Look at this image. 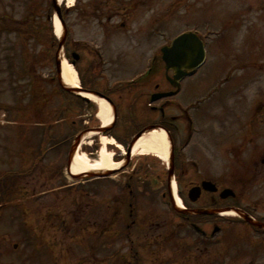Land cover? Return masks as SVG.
Instances as JSON below:
<instances>
[{
    "label": "rangeland",
    "instance_id": "rangeland-1",
    "mask_svg": "<svg viewBox=\"0 0 264 264\" xmlns=\"http://www.w3.org/2000/svg\"><path fill=\"white\" fill-rule=\"evenodd\" d=\"M61 9L66 35L60 56L77 52L80 79L105 92H136L128 82L150 67L156 74L145 78L152 82H143L145 91H153L155 82L166 86L162 48L184 32H198L207 59L182 81L180 100L185 107L203 101L201 109L209 111L194 125L203 141L216 133L228 143L214 176L225 166L231 180L241 133L264 145V0H75ZM57 17L54 0H0V264H264V231L237 222L207 245L178 227L182 218L167 203L150 208L149 196L146 209L153 210L141 224L154 213L163 226L156 237L142 228L124 232L123 226L116 236L105 232L121 215L111 179L67 172L78 116L103 123L96 103L69 97L58 83ZM222 117L225 124L217 120ZM97 137L85 138L79 150L92 160L102 148L104 137ZM247 144L248 150L254 145ZM31 167L26 176L6 181ZM252 199L264 202V185Z\"/></svg>",
    "mask_w": 264,
    "mask_h": 264
},
{
    "label": "flooded vegetation",
    "instance_id": "flooded-vegetation-1",
    "mask_svg": "<svg viewBox=\"0 0 264 264\" xmlns=\"http://www.w3.org/2000/svg\"><path fill=\"white\" fill-rule=\"evenodd\" d=\"M168 75L173 76V72L166 74V77L164 76L166 86L161 84L162 82H158L155 84L154 90L148 93L142 91L143 84L137 86L141 90L140 97L143 96L148 101H151L152 96L167 95L154 104H150V102L143 104L138 100H129L122 92L107 91L104 94L117 109L116 122L104 134L115 138L117 141L118 144L111 145L110 149L114 153V161L123 163L120 168L113 169L108 175L105 172L94 173L96 176L93 177V180L111 179L109 182L110 189L114 191V207H116V211L121 212V215L117 212L119 219L111 220L110 228L105 232L116 236L123 226L124 232L131 233L135 229L142 228L146 234L150 233L156 237L163 226H159L154 213L151 214V221L141 224L142 218L153 210L146 209L145 199L147 196L152 201L150 208L154 205L157 206L158 203H167L170 210H174L177 216L182 218L178 227L189 228L201 236L207 245L220 234L224 235L226 229L234 223L239 222L246 225L247 230L254 227L253 224L243 218L233 220L222 217L218 211L235 208L243 215L264 224V214L260 213L264 206L259 208L258 205V203L264 205V202L258 200L255 205L252 199L253 190H258L264 185V145L259 143L255 145L254 142L248 141H254L259 137L253 135L251 139H245L241 133V138L240 136L237 137L240 150L235 152V166H232L234 173L231 180L229 181L225 175L223 170L225 166L221 167V172H217L215 177L212 169L218 168L219 165H214V163L224 156L227 158L228 143H226L225 137L222 138L220 134L216 133L209 134L207 140H202L200 137L202 134L195 132L197 129L194 125L198 119L201 121L206 115L208 117L209 111L206 108L201 109L199 105V103L202 104L201 101L192 106H183V102L180 100L181 88L172 87L167 80ZM85 87V89L100 91L99 88ZM211 111L213 110L211 109ZM85 116L87 115H79L80 120L74 122L73 125L77 126L79 135L92 129L102 128L99 123L92 125L90 121L83 120ZM214 119L216 118L214 117ZM217 120L226 123L225 117ZM243 126L239 125V128L241 129ZM132 127H136V129ZM152 127H163L169 132L173 149L171 162H160L158 156L154 154L151 155L152 157L141 155L135 159L132 144L134 138L138 133ZM245 142L248 143V146L254 145L248 150L247 147L245 148ZM96 154L98 155V151ZM246 155L248 156L246 157ZM83 177H88V175ZM173 183L176 185L177 196L183 200V212L176 209ZM195 189L198 190V196L197 193L191 194V190ZM256 192L258 199H262L263 196L259 195L258 191ZM210 210L217 213L204 214ZM153 227L156 229L152 230ZM254 228L258 231H264V228ZM241 234L239 238H241ZM229 241L232 242V238L227 239V245Z\"/></svg>",
    "mask_w": 264,
    "mask_h": 264
},
{
    "label": "bare ground",
    "instance_id": "bare-ground-1",
    "mask_svg": "<svg viewBox=\"0 0 264 264\" xmlns=\"http://www.w3.org/2000/svg\"><path fill=\"white\" fill-rule=\"evenodd\" d=\"M75 0H58L59 4L67 3L70 6L74 5ZM55 29L56 34L62 37L64 34V28L61 21L55 19ZM62 61V77L64 84L72 89H77L80 87V79L77 70L61 55ZM86 97L91 99L92 102L96 103L98 106V118L101 120L105 127H109L113 123L114 115L111 106L106 100L98 97L93 93L84 94ZM96 134L94 132L87 133L82 138L81 143L85 138L94 137ZM111 145H116L115 141L104 137L102 140V148L98 154L97 159H90L88 154L85 152H77L74 156L73 164L71 167V176H85L90 175L93 172H110L113 169L120 168L123 163L114 161V153L109 150ZM170 150L171 144L170 140L166 134V131L154 130L151 133L144 134L135 144L133 153L140 155H157L160 159L165 162H170ZM174 196L176 200V205L179 209H183V204L181 199L176 194V185L173 183ZM237 211L233 210L228 213H224L226 216H236Z\"/></svg>",
    "mask_w": 264,
    "mask_h": 264
},
{
    "label": "water",
    "instance_id": "water-1",
    "mask_svg": "<svg viewBox=\"0 0 264 264\" xmlns=\"http://www.w3.org/2000/svg\"><path fill=\"white\" fill-rule=\"evenodd\" d=\"M54 5L57 7L58 17L61 19L63 25V17L61 13V9L57 5V0H54ZM63 46V43H60V49ZM163 52V60L166 64V70L167 71H173L174 77L171 79V82L174 86H180L181 81L188 76V74L197 68H199L206 60V49L205 44L203 40L194 32H186L178 36L176 39H174L171 43V45L166 46L162 49ZM75 59H79V55L74 54L73 55ZM60 61H58V66H60ZM76 62L73 61V65H75ZM58 71L62 77V71L61 68H58ZM61 84L63 85V80L61 81ZM65 89L71 92H81L83 90L81 89H72L67 88L63 85ZM95 95H98L102 97L103 99L108 100L103 94L99 92H93ZM86 100H89L88 98H85ZM142 136V133H140L137 136V140L140 139ZM79 145V139L76 142V146ZM206 186V183L204 184ZM197 193L198 196V190H191V194ZM198 213H204V212H198ZM212 213V212H207ZM247 219L253 223V221L247 217ZM254 224V223H253ZM257 226H263L256 224Z\"/></svg>",
    "mask_w": 264,
    "mask_h": 264
},
{
    "label": "trees",
    "instance_id": "trees-1",
    "mask_svg": "<svg viewBox=\"0 0 264 264\" xmlns=\"http://www.w3.org/2000/svg\"><path fill=\"white\" fill-rule=\"evenodd\" d=\"M27 172V171H26ZM26 172H24V173H20V172H17V173H15L13 176L12 175H9V176H6V181H8V182H10V183H13L14 182V180L17 178V177H21L22 175H25L26 174ZM3 179H5V177H3ZM12 191H13V189H11ZM35 237V235H32V237Z\"/></svg>",
    "mask_w": 264,
    "mask_h": 264
}]
</instances>
